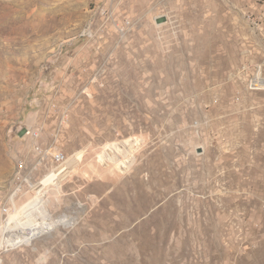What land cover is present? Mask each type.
Here are the masks:
<instances>
[{
	"label": "rangeland",
	"instance_id": "obj_1",
	"mask_svg": "<svg viewBox=\"0 0 264 264\" xmlns=\"http://www.w3.org/2000/svg\"><path fill=\"white\" fill-rule=\"evenodd\" d=\"M258 81L264 0H0V203L70 221L0 264H264Z\"/></svg>",
	"mask_w": 264,
	"mask_h": 264
},
{
	"label": "built area",
	"instance_id": "obj_2",
	"mask_svg": "<svg viewBox=\"0 0 264 264\" xmlns=\"http://www.w3.org/2000/svg\"><path fill=\"white\" fill-rule=\"evenodd\" d=\"M129 26L130 22L122 24L121 26H119V31L121 33H125ZM259 87L260 86H258V83L254 84V89L257 90ZM41 130V127L25 129V138L31 141L33 145V152L37 156V163L31 168V170H35L49 162L52 163V165L65 164L67 162V156L61 149L45 148L42 145ZM16 168V186L11 191V193L0 203V217L2 219L0 224V256L5 252L14 249V247L9 244L8 240L12 237V234L16 233V231L6 230L2 232V229L4 226L5 228H7L11 219L17 214V212L15 211L16 206L14 205V201H16L23 192L25 187L24 184H28L27 173L29 172V168L26 165V162L23 160H18ZM5 211H12V218H5Z\"/></svg>",
	"mask_w": 264,
	"mask_h": 264
},
{
	"label": "bare ground",
	"instance_id": "obj_3",
	"mask_svg": "<svg viewBox=\"0 0 264 264\" xmlns=\"http://www.w3.org/2000/svg\"><path fill=\"white\" fill-rule=\"evenodd\" d=\"M260 79V78H259ZM258 86H264V81H258ZM68 224L70 221L61 220L57 222H53L48 217L40 216L34 217L30 213L22 215L17 221H11V227L13 228H20L26 233H22L11 237L8 242L13 247L20 246L23 244H31L36 238L49 233L55 226L58 224ZM53 231V230H52Z\"/></svg>",
	"mask_w": 264,
	"mask_h": 264
}]
</instances>
